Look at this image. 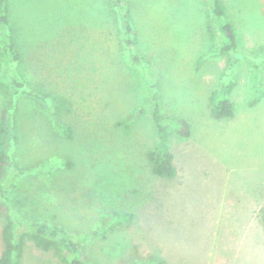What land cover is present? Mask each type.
<instances>
[{"label":"rangeland","instance_id":"obj_1","mask_svg":"<svg viewBox=\"0 0 264 264\" xmlns=\"http://www.w3.org/2000/svg\"><path fill=\"white\" fill-rule=\"evenodd\" d=\"M7 1L23 60L0 52V250L5 206L16 222L63 229L85 264H248L235 234L253 185L264 196V0H222L236 40L223 55L209 0H123L115 14V0ZM123 13L135 49L117 29ZM213 93L232 117L213 116ZM154 95L170 117L173 179L144 157L158 141ZM224 241L235 260L220 262ZM24 249L23 264H61Z\"/></svg>","mask_w":264,"mask_h":264},{"label":"trees","instance_id":"obj_2","mask_svg":"<svg viewBox=\"0 0 264 264\" xmlns=\"http://www.w3.org/2000/svg\"><path fill=\"white\" fill-rule=\"evenodd\" d=\"M123 0H115V2L109 3L111 11L115 14V10L119 9L120 3ZM210 1V16L218 26L220 34V42L218 44L217 53L225 54L226 52H232L236 49V40L232 27L226 21V8L222 0H209ZM120 10V9H119ZM9 6L7 0H0V52L4 53L8 58L18 61L23 60V55L18 52L15 47V42L12 39L10 24L11 20L8 17ZM128 14H121V21L117 20V25L120 23V27L124 32V43L130 49H135L136 34L129 23ZM133 60L136 59L133 57ZM230 86L225 87L221 93H227ZM7 87L0 82V93L3 96L8 95ZM264 96V95H263ZM153 102V114L152 121L154 123V132L157 138V142L153 148L147 150L144 155L147 163L149 164L151 173L159 178L173 179L176 176V168L173 164V155L167 149L165 143L168 136L172 131H168L167 127L161 125V123L167 120V115L161 112V102L158 96L152 97ZM210 103L212 105L211 110L214 117L228 118L232 117L233 109L232 105L226 99H215V93L210 97ZM170 118V117H169ZM183 123V121H180ZM63 132L66 138H70L71 130L68 126H64ZM181 136H187L188 131H178ZM7 134L8 130L3 122L0 120V178L3 167L7 164L9 156L7 153ZM1 190V189H0ZM1 198H5L4 191H0ZM2 215H4V223L1 228V250H0V264H23L24 248L28 242L32 246L46 254L55 262L61 264H85L84 257L80 250V246L72 241L67 233L59 227H49L44 223H31L22 224L16 222L8 214V208L2 206ZM262 227L264 233V209L261 215ZM25 225V227H23ZM148 262L151 264H167L165 261L158 260L154 257H148Z\"/></svg>","mask_w":264,"mask_h":264},{"label":"crops","instance_id":"obj_3","mask_svg":"<svg viewBox=\"0 0 264 264\" xmlns=\"http://www.w3.org/2000/svg\"><path fill=\"white\" fill-rule=\"evenodd\" d=\"M256 189H257V192H256ZM246 195L248 194L246 193ZM249 196H250L249 198L250 204L247 207V213H246L247 222H244L242 227L238 226L236 230V234H235V237L238 238L239 240V244L241 243L242 246L244 247L246 246L245 247L246 253L240 256L241 245L239 244H237V247L235 245L236 247L235 253L237 254V258L243 257L245 258L243 261H247L248 264H251L252 261L258 260L259 254L261 256H264V252H263L264 238H261V232L263 233L262 220H261V225L259 227V230L257 231L251 225V222H250V220L252 219V215L255 214V211L258 212L260 209L262 210L264 209V196L260 194V192H258L257 185H253ZM232 212H233V209H232ZM224 236H227V238H229L228 235L226 234H224ZM219 244L220 246L218 248V252L222 256L220 262L235 260L234 259L235 255L233 254L232 251L230 252V249L233 247L235 242L224 241ZM252 247L256 248V250L252 249Z\"/></svg>","mask_w":264,"mask_h":264}]
</instances>
